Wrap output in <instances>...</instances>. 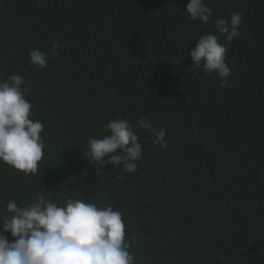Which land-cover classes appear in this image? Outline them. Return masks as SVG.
I'll use <instances>...</instances> for the list:
<instances>
[{
  "label": "trees",
  "instance_id": "16d2710c",
  "mask_svg": "<svg viewBox=\"0 0 264 264\" xmlns=\"http://www.w3.org/2000/svg\"><path fill=\"white\" fill-rule=\"evenodd\" d=\"M187 2L0 0V80L24 77L45 143L37 174L0 163V215L37 194L84 198L123 213L136 264H264V0H205L208 24ZM232 13L242 21L225 88L187 53ZM32 49L49 53L45 68ZM141 116L167 148L137 127V172L83 158L106 123Z\"/></svg>",
  "mask_w": 264,
  "mask_h": 264
},
{
  "label": "clouds",
  "instance_id": "9594fccd",
  "mask_svg": "<svg viewBox=\"0 0 264 264\" xmlns=\"http://www.w3.org/2000/svg\"><path fill=\"white\" fill-rule=\"evenodd\" d=\"M189 19L208 24L212 10L205 0H188L185 10ZM240 13L215 20L216 34L200 36L187 55L194 68H203L222 78L221 87L229 88L232 69L226 63V52L239 36ZM224 36L226 43L219 42ZM52 48L59 44L52 41ZM55 51L51 55H56ZM30 62L40 69L47 66L49 53L32 49ZM22 75L11 74L0 80V163L23 172L37 174L44 156L43 124L32 119L33 105L26 99L30 89L22 87ZM152 132L154 145L167 148L165 129L157 131L148 117L141 116L134 127L127 119L116 118L104 125L102 138H89L82 151L90 164L122 165L123 171L135 173L143 150L136 128ZM0 215V264H136L126 239L123 213L111 204L98 205L87 199L67 198L63 204L37 194L34 202L18 206L9 200ZM15 238L10 241L8 236Z\"/></svg>",
  "mask_w": 264,
  "mask_h": 264
}]
</instances>
